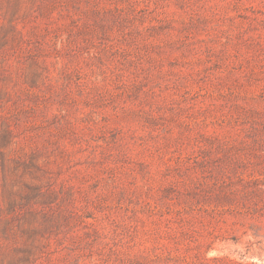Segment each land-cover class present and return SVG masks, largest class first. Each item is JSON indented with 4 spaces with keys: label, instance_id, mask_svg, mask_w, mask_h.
Instances as JSON below:
<instances>
[{
    "label": "rangeland",
    "instance_id": "obj_1",
    "mask_svg": "<svg viewBox=\"0 0 264 264\" xmlns=\"http://www.w3.org/2000/svg\"><path fill=\"white\" fill-rule=\"evenodd\" d=\"M0 264H264V0H0Z\"/></svg>",
    "mask_w": 264,
    "mask_h": 264
}]
</instances>
